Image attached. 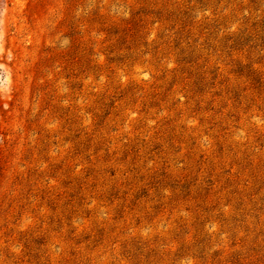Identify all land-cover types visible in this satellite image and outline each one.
I'll list each match as a JSON object with an SVG mask.
<instances>
[{
  "label": "rangeland",
  "instance_id": "obj_1",
  "mask_svg": "<svg viewBox=\"0 0 264 264\" xmlns=\"http://www.w3.org/2000/svg\"><path fill=\"white\" fill-rule=\"evenodd\" d=\"M0 264H264V0H0Z\"/></svg>",
  "mask_w": 264,
  "mask_h": 264
}]
</instances>
